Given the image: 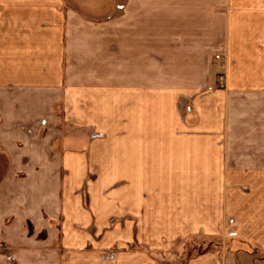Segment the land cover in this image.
Wrapping results in <instances>:
<instances>
[{"label":"crops","instance_id":"obj_1","mask_svg":"<svg viewBox=\"0 0 264 264\" xmlns=\"http://www.w3.org/2000/svg\"><path fill=\"white\" fill-rule=\"evenodd\" d=\"M0 153V264H256L264 0H0Z\"/></svg>","mask_w":264,"mask_h":264},{"label":"rangeland","instance_id":"obj_2","mask_svg":"<svg viewBox=\"0 0 264 264\" xmlns=\"http://www.w3.org/2000/svg\"><path fill=\"white\" fill-rule=\"evenodd\" d=\"M219 77L222 76H218L217 78V84H218V88H222L223 86L220 87L219 85ZM222 81L224 84V79L222 77ZM57 114V112H56ZM57 147V145H56ZM8 167V161L7 159L4 158L3 154L1 155L0 153V183L3 181V179H5L4 176V169H6ZM67 176L65 175H60V184H61V190L59 192V197H62L63 192L65 191V187L67 188H72L74 187V185L78 184V177H70L69 180L66 179ZM86 179V181H85ZM84 180H82V183H88L92 181V176L90 177H86ZM63 185L65 187H63ZM64 190V191H63ZM71 193V192H70ZM74 193V192H73ZM76 194V193H75ZM42 219L39 222H29L27 223V231L28 234L32 233V234H36V239L38 240H45V238L47 239V241L51 240L52 244H54L53 246L57 247L60 244L61 241V223L60 224H51L46 222V218H47V214L44 213L42 211ZM218 243V241L211 242L209 243V240H199V239H190L188 240L182 247V250H180L179 252L176 253V256L174 257H170L169 259H165L166 261H161L163 259V257H159L158 260V264H184L186 259L190 256H195L198 252H201L203 250H211V249H218L222 247V244H216ZM209 244H212L209 246ZM0 246H5L3 243L0 242ZM225 248H228V244L225 245ZM255 259L257 260L256 264H264V257H260L257 256L255 257Z\"/></svg>","mask_w":264,"mask_h":264},{"label":"trees","instance_id":"obj_3","mask_svg":"<svg viewBox=\"0 0 264 264\" xmlns=\"http://www.w3.org/2000/svg\"><path fill=\"white\" fill-rule=\"evenodd\" d=\"M210 245H212V244H209V246ZM211 247V246H210ZM211 251H215V249H211V250H203V251H201V252H198L195 256H198V255H201V254H203V253H205V252H211ZM192 257H194V256H190V257H188L187 259H186V261L188 260V259H190V258H192ZM186 261H185V263H186ZM184 263V264H185Z\"/></svg>","mask_w":264,"mask_h":264},{"label":"built area","instance_id":"obj_4","mask_svg":"<svg viewBox=\"0 0 264 264\" xmlns=\"http://www.w3.org/2000/svg\"><path fill=\"white\" fill-rule=\"evenodd\" d=\"M219 85H220V87L223 86L222 77H219Z\"/></svg>","mask_w":264,"mask_h":264}]
</instances>
